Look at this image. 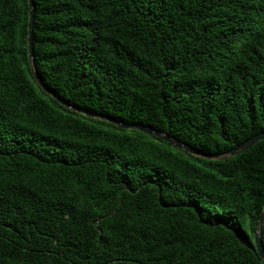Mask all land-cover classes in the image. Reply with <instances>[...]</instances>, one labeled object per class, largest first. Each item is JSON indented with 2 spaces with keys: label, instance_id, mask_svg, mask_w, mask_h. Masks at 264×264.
<instances>
[{
  "label": "trees",
  "instance_id": "1",
  "mask_svg": "<svg viewBox=\"0 0 264 264\" xmlns=\"http://www.w3.org/2000/svg\"><path fill=\"white\" fill-rule=\"evenodd\" d=\"M33 3L65 103L203 154L264 132V0ZM29 29L0 0V264H264V141L208 159L79 113Z\"/></svg>",
  "mask_w": 264,
  "mask_h": 264
},
{
  "label": "water",
  "instance_id": "2",
  "mask_svg": "<svg viewBox=\"0 0 264 264\" xmlns=\"http://www.w3.org/2000/svg\"><path fill=\"white\" fill-rule=\"evenodd\" d=\"M30 2V29H29V56H30V60H31V64H32V68H33V75L35 77V80L37 81V83L40 85V87L48 94L54 96L61 104L79 112L82 114H85L87 116L90 117H94L97 119H102L105 121H109L112 122L122 128H137L138 130L145 132L149 135H153L159 138L164 139L165 141L173 144L174 146L184 149L187 152H190L194 155L197 156H201L204 158H208V159H219L222 158L224 156H236L239 153L249 149L251 146H253L254 144H256L259 141H264V132H261L255 136H253L252 138H250L249 140L245 141L244 143L240 144L239 146H237L236 148L229 150L223 154H203L201 152L196 151L193 147L188 146L186 144L180 143L176 140H174L172 137L163 134L162 132L158 131V130H153L147 126H143V125H129V124H124V123H120L110 117H106L100 114H95V113H91L89 110H84L81 108H78L76 106H71L67 103H65L63 100H61L58 95H56V93L52 92L43 82L42 77L34 63V49H33V33H34V9H33V0H29ZM257 232L255 233V245H256V251L257 253L260 255V258L262 260H264V247L262 244V234L264 231V211L263 214L261 216L260 222L258 224L257 227Z\"/></svg>",
  "mask_w": 264,
  "mask_h": 264
},
{
  "label": "bare ground",
  "instance_id": "3",
  "mask_svg": "<svg viewBox=\"0 0 264 264\" xmlns=\"http://www.w3.org/2000/svg\"><path fill=\"white\" fill-rule=\"evenodd\" d=\"M40 73V72H39Z\"/></svg>",
  "mask_w": 264,
  "mask_h": 264
}]
</instances>
